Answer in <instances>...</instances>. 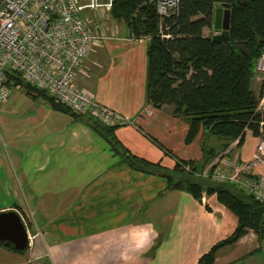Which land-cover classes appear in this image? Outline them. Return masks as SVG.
<instances>
[{
  "label": "crops",
  "instance_id": "obj_1",
  "mask_svg": "<svg viewBox=\"0 0 264 264\" xmlns=\"http://www.w3.org/2000/svg\"><path fill=\"white\" fill-rule=\"evenodd\" d=\"M94 18L102 39L92 45L75 86L129 119L114 134L131 154L166 168L174 158L202 159L209 135H200L199 160L190 156L195 141L184 143L188 126L183 134L170 107L146 102L147 39ZM27 114V121H0V212L18 213L29 248L17 253L0 244V264H197L234 232L236 216L215 196L195 200L166 191L162 178L118 165L85 117L54 111L41 99L32 100ZM259 140L247 133L241 147L230 144L205 171L224 159H250ZM253 173L264 175V165ZM214 264H264V239L248 231L220 249Z\"/></svg>",
  "mask_w": 264,
  "mask_h": 264
},
{
  "label": "trees",
  "instance_id": "obj_2",
  "mask_svg": "<svg viewBox=\"0 0 264 264\" xmlns=\"http://www.w3.org/2000/svg\"><path fill=\"white\" fill-rule=\"evenodd\" d=\"M217 5H229V40L219 43L205 36ZM112 20L122 22L131 38L147 39L145 97L155 109L168 106L174 118H184L188 129L185 145L200 134L218 137L219 152L230 144L241 147L247 133L264 139V81L257 94L255 63L264 52V0H179L177 10L161 18L150 0H112ZM12 88L32 99H41L54 111L86 118L91 129L107 144L118 165L164 180L166 191H182L195 200L215 196L237 218L234 232L203 254L197 264H214L216 253L236 244L248 231L264 239V204L235 185L217 183L211 174L219 152L205 150L201 162L174 158L172 168L130 153L115 137L118 127L80 115L60 104L47 92L25 82L16 72L6 71ZM158 144V143H157ZM165 154L171 153L158 144ZM8 250H12L9 248Z\"/></svg>",
  "mask_w": 264,
  "mask_h": 264
},
{
  "label": "built area",
  "instance_id": "obj_3",
  "mask_svg": "<svg viewBox=\"0 0 264 264\" xmlns=\"http://www.w3.org/2000/svg\"><path fill=\"white\" fill-rule=\"evenodd\" d=\"M157 14H173L179 0H150ZM112 0H0V103L13 89L6 71L23 80L72 112L87 115L111 127L131 125L129 119L96 102L75 86L74 79L92 45L102 39L91 14L109 11ZM256 80L264 81V52L255 63ZM264 165V139L250 159L217 169L211 178L237 186L264 204V175H255Z\"/></svg>",
  "mask_w": 264,
  "mask_h": 264
},
{
  "label": "rangeland",
  "instance_id": "obj_4",
  "mask_svg": "<svg viewBox=\"0 0 264 264\" xmlns=\"http://www.w3.org/2000/svg\"><path fill=\"white\" fill-rule=\"evenodd\" d=\"M91 14L94 22V16L96 17V20L101 23L103 26L107 25L109 23L119 26L122 31L127 30L125 25L122 22H118L115 20H112L109 17L108 11H101L100 13H87L86 15L89 16ZM218 33L213 29V27L210 30H205L204 35H214ZM254 90L257 94V83L253 84ZM39 101V100H37ZM32 103V100L26 95L25 91L22 89H13L11 92V95L9 96V99L5 101L4 103H0V121H27V112L29 109V105ZM175 121H178L177 123L181 125L184 128L183 134L185 132V129L187 128V123L184 120V118H177ZM181 130L180 128H178ZM180 134V132H178ZM178 134V135H179ZM201 135V134H200ZM198 136L195 140V142L192 144V146L189 148V154L190 156H194L196 159L199 160L201 157V151L199 150V144L202 143V137ZM222 141L216 137V136H208V138L205 140V150L215 149L219 152L220 145ZM257 146V145H256ZM232 159H224V163L220 164L219 169H222L223 166L227 164H231ZM246 161V160H245ZM197 162H201V159ZM4 253H10L8 250H3ZM22 255V254H18ZM6 262V260H5Z\"/></svg>",
  "mask_w": 264,
  "mask_h": 264
},
{
  "label": "water",
  "instance_id": "obj_5",
  "mask_svg": "<svg viewBox=\"0 0 264 264\" xmlns=\"http://www.w3.org/2000/svg\"><path fill=\"white\" fill-rule=\"evenodd\" d=\"M229 16V5L216 6L212 27L218 33L212 35V41L228 42ZM0 244L5 248H11L17 253H23L29 248V237L25 225L15 211L0 212Z\"/></svg>",
  "mask_w": 264,
  "mask_h": 264
}]
</instances>
